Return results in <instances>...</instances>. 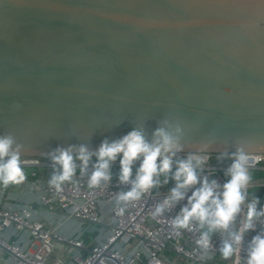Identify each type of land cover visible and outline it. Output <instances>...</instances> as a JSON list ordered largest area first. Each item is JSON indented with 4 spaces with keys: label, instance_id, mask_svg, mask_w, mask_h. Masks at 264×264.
Returning <instances> with one entry per match:
<instances>
[{
    "label": "water",
    "instance_id": "95a60500",
    "mask_svg": "<svg viewBox=\"0 0 264 264\" xmlns=\"http://www.w3.org/2000/svg\"><path fill=\"white\" fill-rule=\"evenodd\" d=\"M166 118L182 153H264V0H0V133L23 157Z\"/></svg>",
    "mask_w": 264,
    "mask_h": 264
},
{
    "label": "clouds",
    "instance_id": "9594fccd",
    "mask_svg": "<svg viewBox=\"0 0 264 264\" xmlns=\"http://www.w3.org/2000/svg\"><path fill=\"white\" fill-rule=\"evenodd\" d=\"M184 126L174 118L159 122L151 137L142 126L133 128L121 138L105 139L95 150L87 145L57 147L46 154L51 162L48 185L59 194L65 185L79 190L85 182L89 190L109 186L113 178V165L119 161L118 181L128 186L114 194L111 203L117 215L123 216L130 205L141 201L148 193L169 180L173 187L166 196L156 202L150 215L154 220L165 218L170 232L198 233L196 250L207 256L213 250L212 235L223 237L219 248L224 260L235 258L239 264L242 250L245 251L244 264H264V228L247 242L245 235L264 223V208L257 207L258 199L249 200L248 188L252 180L253 145L241 139L235 150L221 153V158L231 160L225 171L224 183L204 175V166L209 159L201 150L180 156L184 150ZM264 149V143L255 145ZM26 148L14 132L0 133V185H19L27 179L22 164ZM186 201L178 214L169 218L178 204ZM243 215L237 228V217Z\"/></svg>",
    "mask_w": 264,
    "mask_h": 264
},
{
    "label": "built area",
    "instance_id": "2783aa9c",
    "mask_svg": "<svg viewBox=\"0 0 264 264\" xmlns=\"http://www.w3.org/2000/svg\"><path fill=\"white\" fill-rule=\"evenodd\" d=\"M187 154L180 153V156ZM207 154L209 159L203 174L224 183L231 160L221 158V154ZM22 164L41 166L47 163L39 157L26 156L22 157ZM253 171H264V153H253L252 180L248 188V191L255 189L258 209L264 208V180ZM112 172V181L106 188L89 190L82 182L79 190L65 185L64 191L57 194L49 187L48 177L37 194V203L18 201L8 206L0 203V258L3 264H227L219 259L223 239L220 233L212 235L213 250L207 256H201L195 245L198 233L185 231L179 236L174 235L165 218L154 220L151 217L155 203L173 187L171 180L165 184L161 178L159 187L119 216L111 200L115 193L128 186L118 181L119 161L113 165ZM184 203L186 201L166 216L171 218L178 214ZM42 209L53 210L56 216L49 219L39 213ZM74 219L81 223L80 228L69 232L60 230L61 225ZM242 219V214L237 217V228ZM262 228L264 223L258 222L256 229L245 235V249L247 242ZM24 232L25 239L21 238ZM86 236L91 242L85 241ZM174 255L180 260L173 259ZM244 259L245 251L242 250L239 264H244ZM229 264H236V259H230Z\"/></svg>",
    "mask_w": 264,
    "mask_h": 264
},
{
    "label": "crops",
    "instance_id": "0c3cea01",
    "mask_svg": "<svg viewBox=\"0 0 264 264\" xmlns=\"http://www.w3.org/2000/svg\"><path fill=\"white\" fill-rule=\"evenodd\" d=\"M27 179L25 182L19 185H9L4 187L0 185V203L3 205H10L16 202L28 201L37 203V194L43 188L45 181L51 173V167L49 164L41 166H23ZM33 172H36L34 175ZM41 215L46 216L49 219H52L56 216V212L53 210H40ZM81 223L78 220H70L69 222L64 223L59 228L63 232H69L70 229L80 228ZM26 232L21 236V238H26ZM20 238V239H21ZM85 241L91 242V238L86 236ZM0 258V264H3ZM5 263V262H4Z\"/></svg>",
    "mask_w": 264,
    "mask_h": 264
},
{
    "label": "rangeland",
    "instance_id": "374dc122",
    "mask_svg": "<svg viewBox=\"0 0 264 264\" xmlns=\"http://www.w3.org/2000/svg\"><path fill=\"white\" fill-rule=\"evenodd\" d=\"M253 173H255L258 177H261V180L263 181L264 180V171H253ZM218 182H219V180L218 179H216ZM255 189H249V191H248V198H249V200L250 199H252L253 197H255ZM259 193H261V194H263L261 191H259ZM260 194V195H261ZM59 248H61L60 246H59ZM173 259H178V260H180V257L179 256H176V255H174L173 256ZM219 259L220 260H222L223 258L221 257V256H219ZM224 260V259H223ZM226 261V263L227 264H229L230 263V260H225Z\"/></svg>",
    "mask_w": 264,
    "mask_h": 264
}]
</instances>
